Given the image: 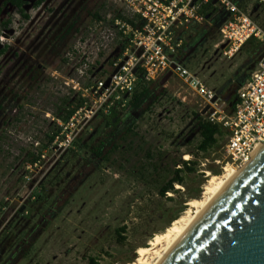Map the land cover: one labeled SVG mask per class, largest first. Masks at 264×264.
Returning <instances> with one entry per match:
<instances>
[{
    "label": "rangeland",
    "instance_id": "obj_1",
    "mask_svg": "<svg viewBox=\"0 0 264 264\" xmlns=\"http://www.w3.org/2000/svg\"><path fill=\"white\" fill-rule=\"evenodd\" d=\"M33 2L25 7L34 17L30 25L12 8L2 16L29 35L25 44L12 40L0 56V264H89L91 258L99 264L133 263L138 247L164 232L187 210L190 199L202 197L208 172L223 174L225 138L198 153L197 115L204 107L173 75L164 85L158 81L157 101L131 116V132L117 141L119 148L107 160L93 159L92 154L111 130L100 115L84 126L72 148L62 154L48 150L46 133L57 125L53 113L63 97L75 94L64 82L84 81L63 58L90 26L92 14L103 13L100 5L109 8L111 0H54L44 9H33ZM247 4L244 0L242 7ZM77 15L76 29L61 40ZM250 15L264 29V5L252 4ZM212 25L210 20L202 24L206 29ZM195 33L190 29L186 35L185 51H190L184 64L224 99L237 98L262 52L252 55L247 44L229 58L215 47L219 29L192 47L188 38ZM112 53L108 49L107 58ZM38 65L43 68L36 72ZM102 67L109 64L97 68ZM129 96L118 109L122 118L129 113ZM107 151L105 147L103 153ZM186 154L188 162H197L192 173L183 169ZM33 155L41 162L32 161ZM179 167L184 182L162 196L160 189ZM122 227L124 240L117 233Z\"/></svg>",
    "mask_w": 264,
    "mask_h": 264
},
{
    "label": "built area",
    "instance_id": "obj_2",
    "mask_svg": "<svg viewBox=\"0 0 264 264\" xmlns=\"http://www.w3.org/2000/svg\"><path fill=\"white\" fill-rule=\"evenodd\" d=\"M213 1L111 0L110 7L93 17L83 36L69 48L65 61L75 65V72L84 81L71 78L64 85L80 95L84 105L66 122L54 118L58 133L47 149L62 154L74 145L93 117L125 107L126 95L134 92L141 77L160 81L172 72L195 92L202 108L209 105L205 119L225 131V166L239 168L246 164L255 149L264 144V29L250 15L252 4L264 5V0H247L246 7L234 0H216L225 19L219 26L220 42L215 47L222 49L224 56L234 57L252 38L263 44L254 70L237 91L231 112L227 100L193 74L181 56L191 26L206 23L213 15L214 10H203L207 5L213 8ZM3 33L0 42L5 41ZM108 49H113L111 58H107ZM103 62L109 68L98 69ZM36 162H41L40 157Z\"/></svg>",
    "mask_w": 264,
    "mask_h": 264
},
{
    "label": "water",
    "instance_id": "obj_3",
    "mask_svg": "<svg viewBox=\"0 0 264 264\" xmlns=\"http://www.w3.org/2000/svg\"><path fill=\"white\" fill-rule=\"evenodd\" d=\"M163 264H264V151Z\"/></svg>",
    "mask_w": 264,
    "mask_h": 264
},
{
    "label": "trees",
    "instance_id": "obj_4",
    "mask_svg": "<svg viewBox=\"0 0 264 264\" xmlns=\"http://www.w3.org/2000/svg\"><path fill=\"white\" fill-rule=\"evenodd\" d=\"M45 0H35L34 7H39ZM238 5L241 7L244 5V0H234ZM21 13L23 18L25 20H29L30 15L26 13L25 9V0H9ZM209 5L204 7V11L207 9L208 12H212V8H208ZM257 6V5H256ZM100 8L102 11L107 10L106 3H102L100 5ZM207 12V13H208ZM101 12H94L92 14V17H99ZM80 18L77 16L73 19V21L70 23V25L65 29V32L62 34L61 38H66L75 28L76 24L79 22ZM12 23L11 19L6 20H0V30H6L10 27ZM191 30H194L196 33H198V39L205 37L206 39L211 35L210 29H206L205 27L201 25H195L191 26ZM215 29H219L217 26ZM197 39V40H198ZM247 44L252 45V55L257 54L258 52H262L263 50V44L259 42L258 40L252 38L250 39L243 47H245ZM7 47H4L0 51V55L6 51ZM183 50V49H182ZM184 51V50H183ZM182 52V51H181ZM186 52H183V56L186 55ZM50 79V78H49ZM49 81V80H48ZM149 82L154 84V87H150ZM159 87V82L155 80L146 81L144 78H140L134 92L129 96V113L127 116L122 118L121 113L118 109L114 108L109 115H104L103 113L100 114L102 117L103 122L105 123L106 127L113 126V129L109 133L107 137H105L103 140L100 141V143L93 147L94 156L96 158H99L102 160H107L109 157V154L112 151H115L119 145L117 144V141L119 139L125 138L129 132L132 130L133 121L128 122V126L125 130L121 129V121L126 119H131V116H139L144 111V106H146L147 109L151 107L152 104H154L158 97L156 94V89ZM240 88V87H239ZM238 91V90H237ZM74 93V91H72ZM229 106L228 110L231 112L236 104V98L235 99H228L227 100ZM84 105V99L77 94H71L68 96H65L61 99L60 105H58L57 109L54 111L53 115L56 117L55 119H60L63 121H68V119L74 114V112L81 108ZM197 132L199 136L201 137V141L198 145V153H206L209 150L215 148L219 142V138L224 137L225 131L222 127L216 124H212L211 122H208L205 119V116L203 115H197ZM52 125H56V123H52ZM57 125L55 126V128ZM58 131L55 129L50 131V133H46V146H48L53 140L54 137L57 135ZM74 144H77V141L74 142ZM107 147L109 151H107L105 154L102 152L103 149ZM104 154V155H103ZM32 161H37L39 159V155L35 156L33 155ZM148 156H150L148 154ZM197 162H184L183 169L186 172L192 173L195 171V165ZM182 169H175L174 170V177L171 178L161 189L160 194L162 196H166L168 192L174 190V185L176 183L182 184L184 182V177L182 176ZM174 218L173 220H175ZM125 227L117 229L118 236L120 240H124V238L121 237V233L125 230ZM89 264H99L98 261L95 258L90 259Z\"/></svg>",
    "mask_w": 264,
    "mask_h": 264
},
{
    "label": "bare ground",
    "instance_id": "obj_5",
    "mask_svg": "<svg viewBox=\"0 0 264 264\" xmlns=\"http://www.w3.org/2000/svg\"><path fill=\"white\" fill-rule=\"evenodd\" d=\"M263 151L264 144H261L253 152L250 162H246V165L244 164L239 168L227 165L222 175L208 172V181L204 184L202 197L190 199L187 203V210L173 220L164 232L155 235L148 246L138 247L135 261L128 264H163L218 199L253 164ZM189 159L190 155L186 154L185 160ZM177 187L180 188L179 185Z\"/></svg>",
    "mask_w": 264,
    "mask_h": 264
},
{
    "label": "flooded vegetation",
    "instance_id": "obj_6",
    "mask_svg": "<svg viewBox=\"0 0 264 264\" xmlns=\"http://www.w3.org/2000/svg\"><path fill=\"white\" fill-rule=\"evenodd\" d=\"M26 1V4L24 5L25 7H26V5L29 3V1L30 0H25ZM51 1H54V0H45L39 7H37V8H39L40 9V7H42L43 5H45V3H50ZM34 2H35V0H34ZM34 2L32 3V5L34 4ZM9 8H12V10H15L16 11V13H18L19 15H20V17H21V19H23V21L25 20L24 18H23V16L21 15V13L17 10V8L11 3V2H9V0H0V20H6L5 18H3L2 16H5V15H7L8 13V9ZM37 8H35L34 7V5H33V9H37ZM43 9H44V6L42 7ZM26 9V8H25ZM213 10H214V12H213V15L211 16V18H210V23H212L213 25L212 26H210V31H211V33H212V31L218 26H220V22H222L223 20H222V17H223V10L217 5V4H213V8H212ZM212 10V11H213ZM26 13H28L29 15H30V13L29 12H27V10H26ZM78 17H79V15H77ZM76 16V17H77ZM75 17V18H76ZM80 18V17H79ZM7 19H10V18H7ZM12 20V23H13V19H11ZM222 20V21H221ZM26 22H29V25L30 24H32L33 23V21H34V17H32L31 15H30V18H29V20H25ZM12 23H11V25H10V27L8 28V29H6V30H0V33H1V31H4V33H3V36L5 37V41L4 42H0V51L4 48V47H7V49H9V47H10V43H12V40H14V42L13 43H15V41H17V42H21L22 44H25L26 43V41L28 40V35L29 34H26V35H23V34H21V30L23 29V28H21V29H19V30H16L14 27H11L12 26ZM25 23V22H24ZM68 27V26H67ZM20 31V32H19ZM44 31V29H42L41 30V32H39L38 33V35H37V39L40 37V36H42L43 35V32ZM65 32V31H64ZM24 36V38H21V37H23ZM62 36V35H61ZM61 36H60V39L61 40H63L62 38H61ZM20 39H22V41L20 40ZM198 33H195V35L194 36H190L189 38H188V41H189V43L191 44V46L192 47H197L198 45H200L201 43H202V41L203 40H205L206 38L205 37H202V38H200V39H198ZM186 44V43H185ZM185 44H184V46H183V50L185 51V49H186V47H185ZM7 49H6V51H7ZM182 50V53H181V56H182V58H184L186 55H188V51H190V49L188 50V51H185L186 53V55H182L183 54V51ZM6 51L4 52V53H2L0 56H2L3 54H5L6 53ZM63 60H65V58H63ZM42 66L41 65H38L37 67H36V72H39L40 70H42ZM228 99L230 100V99H232V95L230 96L229 95V97H228ZM131 122V119H126L125 121L124 120H122L121 121V129L122 130H125L126 129V127L128 126V122ZM109 128L112 130L113 129V126H109ZM111 130L109 131V132H107V134H106V137L109 135V133L111 132ZM74 146V145H73ZM72 146V147H73ZM71 147V148H72ZM119 148V147H118ZM117 148V149H118ZM70 149V148H69ZM102 152H103V150H102ZM92 154H93V156H94V151H93V148H92ZM105 154V153H104ZM103 154V155H104ZM99 159V158H96L95 156L93 157V159ZM184 159H185V156H184ZM99 160H101L102 161V158L101 159H99ZM187 163H189V162H187ZM184 167V166H183ZM177 169H180V167L179 168H177Z\"/></svg>",
    "mask_w": 264,
    "mask_h": 264
}]
</instances>
